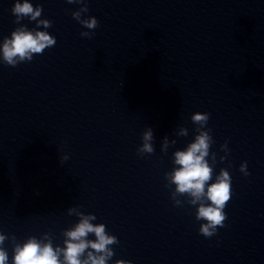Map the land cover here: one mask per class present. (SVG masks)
<instances>
[{
    "label": "water",
    "instance_id": "1",
    "mask_svg": "<svg viewBox=\"0 0 264 264\" xmlns=\"http://www.w3.org/2000/svg\"><path fill=\"white\" fill-rule=\"evenodd\" d=\"M29 2L56 44L15 68L0 62V232L21 242L48 232L63 247L78 219L67 209L79 207L117 237L108 264H264V0H89L91 38L71 17L79 5ZM12 4L0 0V41L17 26ZM195 112L210 114L213 180L221 168L232 178L225 226L210 238L164 187ZM146 127L155 151L140 157ZM165 136L176 144L163 154Z\"/></svg>",
    "mask_w": 264,
    "mask_h": 264
},
{
    "label": "clouds",
    "instance_id": "2",
    "mask_svg": "<svg viewBox=\"0 0 264 264\" xmlns=\"http://www.w3.org/2000/svg\"><path fill=\"white\" fill-rule=\"evenodd\" d=\"M67 4H77L78 9L71 12V17L84 29L79 35L82 38H91L92 30L99 24L93 16H82L88 13L89 0H65ZM43 9L37 4L35 7L29 0H13L10 13L14 16L17 25L9 36L0 41V62L15 68L23 62H30L33 55H40L45 49L54 47L56 38L45 30L52 26L48 19L41 18ZM35 22V27L29 29L22 24L23 19ZM210 114L195 112L190 121L195 126L194 138L183 150H175L171 154L173 167L164 173V187L169 189L170 199L174 206L183 204L195 207L194 218L203 221L198 232L205 238L216 235L218 228L225 226L227 215L224 209L232 197L231 176L225 168H221L213 180V166L217 162V153L211 152L214 143L211 128L207 127ZM178 137L188 136V129L179 126L175 132ZM154 133L151 127L141 134V143L136 148V154L143 157L151 155L155 148ZM176 144L168 136L162 138L160 151L166 154L169 147ZM224 155L219 161L224 162L229 154L228 141L220 145ZM67 155L59 157L63 164L68 160ZM211 162V163H210ZM239 172L249 176L247 162L242 161ZM210 181H212L210 183ZM181 197L184 199L182 200ZM67 215L77 217V222L62 230L63 247L53 245L50 233L45 232L39 238L28 236L22 242L14 234L0 232V264H9V252L5 247L8 241L11 245V264H108L114 256L112 245L119 243L116 236L107 232L103 223H92L97 217L94 214H85L79 207H69ZM89 234L95 239H88ZM115 264H131L128 260L117 259Z\"/></svg>",
    "mask_w": 264,
    "mask_h": 264
}]
</instances>
